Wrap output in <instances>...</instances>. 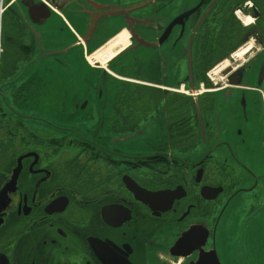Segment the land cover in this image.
I'll return each mask as SVG.
<instances>
[{"label":"flooded vegetation","instance_id":"flooded-vegetation-1","mask_svg":"<svg viewBox=\"0 0 264 264\" xmlns=\"http://www.w3.org/2000/svg\"><path fill=\"white\" fill-rule=\"evenodd\" d=\"M202 259L264 264V0H0V264Z\"/></svg>","mask_w":264,"mask_h":264},{"label":"bare ground","instance_id":"bare-ground-1","mask_svg":"<svg viewBox=\"0 0 264 264\" xmlns=\"http://www.w3.org/2000/svg\"><path fill=\"white\" fill-rule=\"evenodd\" d=\"M245 22L249 23V21L246 19H245ZM128 43H129L128 34L126 32H123L116 39L109 42L104 48H102L101 50H98V52L91 55L88 58V61H89V63H94L96 61L99 64L105 66L107 64L108 59L117 53L116 51H114V49L118 47V50L121 51L122 49L127 47ZM224 66H225V64H223L222 66H220L217 69L219 70L220 68H223ZM217 69H216V71H217Z\"/></svg>","mask_w":264,"mask_h":264},{"label":"water","instance_id":"water-1","mask_svg":"<svg viewBox=\"0 0 264 264\" xmlns=\"http://www.w3.org/2000/svg\"><path fill=\"white\" fill-rule=\"evenodd\" d=\"M192 75H193V78H192ZM192 75H191V84H192V93H193V95H194V98H195V102H196V100H198V103H199V96L197 95V89H196V79H195V77H194V74H193V72H192ZM199 106V108H201L200 107V104L198 105ZM203 259L199 262V264H205V263H203ZM210 264H212V260L210 261Z\"/></svg>","mask_w":264,"mask_h":264},{"label":"rangeland","instance_id":"rangeland-1","mask_svg":"<svg viewBox=\"0 0 264 264\" xmlns=\"http://www.w3.org/2000/svg\"><path fill=\"white\" fill-rule=\"evenodd\" d=\"M114 51H118V47L115 48ZM241 56H242V55H239V56L237 57V59H238V58H241ZM234 59H236V58H234ZM237 63H238V62H237ZM237 63H236V64H237ZM214 64H215V66L211 69V71H214V70L218 67V65H219L220 63L217 64V63L215 62ZM214 64H213V65H214ZM216 64H217V65H216ZM220 78H221V73L218 74L217 77H215L214 81L217 83V82H219V79H220ZM201 86H202V84L200 83V84L198 85V88L201 89Z\"/></svg>","mask_w":264,"mask_h":264},{"label":"trees","instance_id":"trees-1","mask_svg":"<svg viewBox=\"0 0 264 264\" xmlns=\"http://www.w3.org/2000/svg\"><path fill=\"white\" fill-rule=\"evenodd\" d=\"M215 62H216V61H215ZM215 62H212V63L210 64L209 67H211ZM203 80H204V78H202V77H198V78H196V84H197V86H198L200 83H203Z\"/></svg>","mask_w":264,"mask_h":264}]
</instances>
